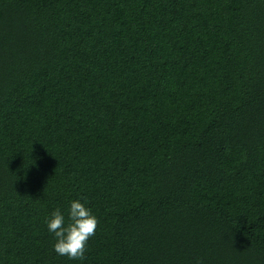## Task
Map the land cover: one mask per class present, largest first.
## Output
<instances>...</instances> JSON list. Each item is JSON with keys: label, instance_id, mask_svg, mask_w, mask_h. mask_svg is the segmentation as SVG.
Listing matches in <instances>:
<instances>
[{"label": "trees", "instance_id": "trees-1", "mask_svg": "<svg viewBox=\"0 0 264 264\" xmlns=\"http://www.w3.org/2000/svg\"><path fill=\"white\" fill-rule=\"evenodd\" d=\"M0 264H264V0H0Z\"/></svg>", "mask_w": 264, "mask_h": 264}, {"label": "clouds", "instance_id": "clouds-1", "mask_svg": "<svg viewBox=\"0 0 264 264\" xmlns=\"http://www.w3.org/2000/svg\"><path fill=\"white\" fill-rule=\"evenodd\" d=\"M99 219L79 199L70 202L67 222L59 208L47 221L48 231L54 233V250L71 260H84L89 240L95 236Z\"/></svg>", "mask_w": 264, "mask_h": 264}]
</instances>
